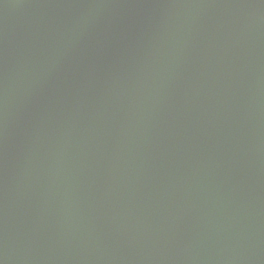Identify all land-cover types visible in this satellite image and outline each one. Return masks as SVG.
<instances>
[{
    "label": "water",
    "instance_id": "95a60500",
    "mask_svg": "<svg viewBox=\"0 0 264 264\" xmlns=\"http://www.w3.org/2000/svg\"><path fill=\"white\" fill-rule=\"evenodd\" d=\"M0 264H264V0H0Z\"/></svg>",
    "mask_w": 264,
    "mask_h": 264
}]
</instances>
